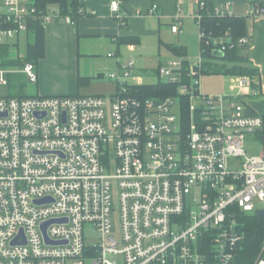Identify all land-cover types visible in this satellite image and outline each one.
Returning a JSON list of instances; mask_svg holds the SVG:
<instances>
[{
  "label": "built area",
  "instance_id": "1",
  "mask_svg": "<svg viewBox=\"0 0 264 264\" xmlns=\"http://www.w3.org/2000/svg\"><path fill=\"white\" fill-rule=\"evenodd\" d=\"M121 3L111 0L110 9L123 24ZM228 7L200 1L195 21L204 9L233 14ZM243 16H264V3H247ZM31 19L75 23L56 6L44 12L34 0H0V43L27 31ZM199 39L222 48L225 41L204 30ZM201 65L200 56H172L142 73L129 58L106 73L116 84L106 97L0 96V264H264V237L253 259L243 254L244 216L264 217V115L246 101L258 91L238 74L229 75V92L202 93ZM20 71L37 81L33 63ZM4 72L0 66V84ZM147 78L176 93H131L150 85ZM246 133L262 141L256 156L243 147Z\"/></svg>",
  "mask_w": 264,
  "mask_h": 264
},
{
  "label": "crops",
  "instance_id": "2",
  "mask_svg": "<svg viewBox=\"0 0 264 264\" xmlns=\"http://www.w3.org/2000/svg\"><path fill=\"white\" fill-rule=\"evenodd\" d=\"M110 1L79 0L81 8L89 13L80 16L75 27L62 20L52 21L44 27V53L35 66L37 81L34 82L33 94L25 93L23 87L26 86L23 82H18L22 75L28 80L20 71L21 64L3 63L17 59L24 62L25 54L23 56L18 54L21 34L9 40L6 43L8 48L6 56H0V66L6 71L3 77H8V80L5 78L6 85H10L11 75L18 74L16 83H19V86L12 88V92L6 96L74 94L109 96L115 92L116 84L106 76V73L114 69L119 62L129 58L134 60L136 71L142 73L154 71L168 58L164 55L171 54L160 45V42L169 43L168 37L171 35H177V39L180 40L179 27L183 24L185 27L187 19L198 26L195 13L200 1L221 6L229 3V11L238 16L244 15L247 3H264V0H124L121 8L128 15L126 25L120 27L110 9ZM152 5L157 6L155 13L147 14L146 11ZM176 16L177 20H174ZM176 22H180V26L177 32H172L170 26ZM245 22L248 40L241 48V53L246 55L252 66L258 68V76L253 81L258 86L259 93L253 97L260 99L249 100L252 97L249 96L246 101L255 112L264 114L256 109V106L264 107V16L246 17ZM29 32L27 30L22 33L26 36L27 43ZM119 37L134 40L118 43L116 38ZM10 43L16 45V49L11 48ZM164 49L166 54L163 55ZM109 52H112L113 56H108ZM15 67L18 69H13ZM155 82L157 81L154 78L146 79V83Z\"/></svg>",
  "mask_w": 264,
  "mask_h": 264
},
{
  "label": "trees",
  "instance_id": "3",
  "mask_svg": "<svg viewBox=\"0 0 264 264\" xmlns=\"http://www.w3.org/2000/svg\"><path fill=\"white\" fill-rule=\"evenodd\" d=\"M124 0H122L123 2ZM38 10L46 11L51 7H58L60 15L71 16L76 26L77 20L80 16L88 14L81 8L79 0H34ZM205 8L210 10L215 6L214 3L204 1ZM263 3V2H261ZM211 12V11H210ZM202 17L199 21L198 30H204L206 34L210 36H221L225 39L223 48L209 45L199 39V53L202 61L203 74H221L229 76L244 74L249 75L252 78V87L257 90V85L253 81L258 76V68L252 66L249 63L246 55L241 53V48L244 44H237V40L241 37L247 36L246 17L241 15H216L214 13H207V10L202 11ZM124 23L119 21L120 27L126 25L127 19H122ZM28 31L32 33V41L27 43L24 61H29L35 66L38 60L44 53V27L37 19H31L28 21ZM133 38L119 37L116 38L118 43L133 41ZM160 45L164 46L174 56H186L185 49L182 46H177L172 43L160 42ZM6 43H0V56L5 57L7 54ZM213 60H220V65L214 64ZM3 62V61H2ZM12 64H22L20 60H8L3 62ZM81 84V79H79ZM258 91V90H257ZM132 93H136L141 96L175 94L176 87L174 85L167 84L161 80H158L154 84L143 85L134 88ZM259 93V92H258ZM27 95H17L15 97H23ZM250 112H254L253 110ZM264 115V114H263ZM243 218V230H244V248L243 254L248 259H253L261 248L262 239L264 237V217L258 215H247Z\"/></svg>",
  "mask_w": 264,
  "mask_h": 264
},
{
  "label": "rangeland",
  "instance_id": "4",
  "mask_svg": "<svg viewBox=\"0 0 264 264\" xmlns=\"http://www.w3.org/2000/svg\"><path fill=\"white\" fill-rule=\"evenodd\" d=\"M178 26H180V22H176ZM169 28V27H168ZM179 31L181 32L180 40L177 39V35H171L168 37V42L172 43L177 46H182L185 49L186 57L190 60L197 59L200 56L199 53V30L198 26L193 24V21L190 22L188 19L185 21L184 24L179 27ZM28 42L32 41V33H28L27 37ZM14 42V40L12 41ZM26 36L21 34L19 36V44H18V54L23 56L26 52L27 47ZM11 48L16 49V45H11ZM166 54V50H163V55ZM167 57H172L174 55H164ZM139 61V60H138ZM137 61V62H138ZM140 60L139 62H141ZM214 64L220 65L222 61L220 60H213ZM18 69V68H13ZM8 80V77H5ZM18 79V74H13L10 76L9 84L10 85H3L0 84V96H6L9 92H12V88L15 89L19 86V83H16ZM18 82H23L24 86L23 91L27 94H33L34 83L29 82L28 80L24 79L22 75L21 80ZM229 84H230V77L221 74H202L200 76V88L202 93L213 95V94H223L229 92ZM259 101L260 99L254 98L253 96L249 98V100ZM256 109L259 112H264V107L256 106ZM243 147L248 156H256L262 150V141L259 137H256L253 134L246 133L245 140L243 143ZM263 207V205H261ZM110 221L112 224V231L114 234H117L119 230V217H118V197L115 187H112L111 191V203H110ZM84 238L88 242H92L97 238V234L94 230L92 224L87 223L84 225ZM120 264H122L120 262Z\"/></svg>",
  "mask_w": 264,
  "mask_h": 264
},
{
  "label": "water",
  "instance_id": "5",
  "mask_svg": "<svg viewBox=\"0 0 264 264\" xmlns=\"http://www.w3.org/2000/svg\"><path fill=\"white\" fill-rule=\"evenodd\" d=\"M257 214H258V215H262V211H258ZM48 223H49V222H46V223L43 224V230H44V228L47 226ZM14 241H15V240H14Z\"/></svg>",
  "mask_w": 264,
  "mask_h": 264
},
{
  "label": "bare ground",
  "instance_id": "6",
  "mask_svg": "<svg viewBox=\"0 0 264 264\" xmlns=\"http://www.w3.org/2000/svg\"><path fill=\"white\" fill-rule=\"evenodd\" d=\"M206 2V1H205ZM126 11V10H125ZM173 21V20H172ZM113 42H115V41H113ZM199 43H200V41H199ZM200 49V48H199ZM17 51V50H16ZM18 71V70H17ZM231 75V74H230ZM6 85V84H5ZM132 93V92H131ZM263 240V239H262ZM245 249V248H244ZM249 259V258H248Z\"/></svg>",
  "mask_w": 264,
  "mask_h": 264
}]
</instances>
